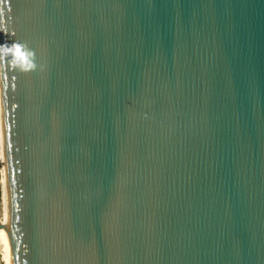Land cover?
I'll use <instances>...</instances> for the list:
<instances>
[{
	"label": "water",
	"instance_id": "1",
	"mask_svg": "<svg viewBox=\"0 0 264 264\" xmlns=\"http://www.w3.org/2000/svg\"><path fill=\"white\" fill-rule=\"evenodd\" d=\"M11 264H264V0H0Z\"/></svg>",
	"mask_w": 264,
	"mask_h": 264
},
{
	"label": "clouds",
	"instance_id": "2",
	"mask_svg": "<svg viewBox=\"0 0 264 264\" xmlns=\"http://www.w3.org/2000/svg\"><path fill=\"white\" fill-rule=\"evenodd\" d=\"M0 64L10 71L31 73L37 69L36 53L20 41H14L11 45H0Z\"/></svg>",
	"mask_w": 264,
	"mask_h": 264
},
{
	"label": "bare ground",
	"instance_id": "3",
	"mask_svg": "<svg viewBox=\"0 0 264 264\" xmlns=\"http://www.w3.org/2000/svg\"><path fill=\"white\" fill-rule=\"evenodd\" d=\"M0 185L2 193L3 204V223L7 222V202H6V180H5V162H4V148H3V132L1 122V98H0ZM0 255L3 264H11L10 249H9V235L3 229H0Z\"/></svg>",
	"mask_w": 264,
	"mask_h": 264
},
{
	"label": "rangeland",
	"instance_id": "4",
	"mask_svg": "<svg viewBox=\"0 0 264 264\" xmlns=\"http://www.w3.org/2000/svg\"><path fill=\"white\" fill-rule=\"evenodd\" d=\"M0 179H1V175H0ZM2 193H1V185H0V222L3 223V204H2ZM1 255H0V264H3L2 263V260H1Z\"/></svg>",
	"mask_w": 264,
	"mask_h": 264
}]
</instances>
